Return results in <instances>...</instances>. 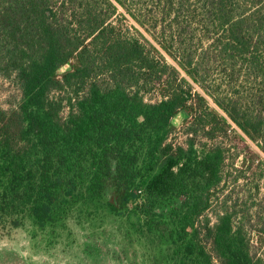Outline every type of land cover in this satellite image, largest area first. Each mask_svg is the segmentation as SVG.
Wrapping results in <instances>:
<instances>
[{"label": "trees", "instance_id": "16d2710c", "mask_svg": "<svg viewBox=\"0 0 264 264\" xmlns=\"http://www.w3.org/2000/svg\"><path fill=\"white\" fill-rule=\"evenodd\" d=\"M0 76V231L47 248L105 225L142 264H264L223 191L247 140L264 154V0H0Z\"/></svg>", "mask_w": 264, "mask_h": 264}, {"label": "rangeland", "instance_id": "374dc122", "mask_svg": "<svg viewBox=\"0 0 264 264\" xmlns=\"http://www.w3.org/2000/svg\"><path fill=\"white\" fill-rule=\"evenodd\" d=\"M122 22L130 27V30H132V25H135L128 17ZM16 93L15 87L0 76V107L8 108ZM179 117V119L173 120L176 128L170 138L176 143L184 141L182 132L184 121L180 115ZM246 143L247 146L244 150H240L233 160V164L224 168L226 176L223 191L227 194H230L231 191L232 199L238 203V208L249 206L246 214L249 219V223L246 225L247 233L252 245L257 247L258 255H261L264 232L259 229H264V154L252 142L247 140ZM236 144L237 141L232 137L226 140V145L230 147L228 161L232 159V153L237 149ZM238 173H243L244 176L234 181L233 177ZM208 213L210 219L214 221V214ZM241 218L244 219L242 216ZM70 225L74 230L75 245L70 247L59 245L49 254L36 252L22 229L11 230L7 234L3 233L4 235L2 234L0 237V264H18V258L21 255L28 257L29 264H124L122 259L117 258V253L114 250L116 247L108 239H102L98 243L90 239L87 242L86 253L82 251L79 242L85 238L84 234L74 226L73 222Z\"/></svg>", "mask_w": 264, "mask_h": 264}, {"label": "flooded vegetation", "instance_id": "af4514ba", "mask_svg": "<svg viewBox=\"0 0 264 264\" xmlns=\"http://www.w3.org/2000/svg\"><path fill=\"white\" fill-rule=\"evenodd\" d=\"M73 224L75 227H77L81 231V233L84 234L85 238H83L82 241L79 243L81 245L82 251H84L85 253L87 250L86 249L87 242H89L90 239L94 240L95 243L100 242L102 239H108L116 247V249H114V250L117 253V258L122 259L124 261V264H142L139 257L134 258V256L132 254H128L126 252V250L123 249L122 244L118 242L116 234L109 227H106L104 225V226H100L99 228L97 226H94L93 228L92 227L91 228H81L80 226H76L74 222H73ZM69 227L71 229V235H70L69 239L62 238V240L60 242L56 243L55 246L47 247V248L36 243V241L34 239H32V237L28 234V232L24 228H14L11 230L22 229L26 233V235L28 236V238H29L28 241L30 242L32 248L36 252L38 251V252H42L43 254H49L52 252V250L54 248H56L59 245H62L64 247H70V246L75 245L76 238H75V235L73 234L74 230L72 229L73 227L71 225H69ZM11 230H9V231H11ZM9 231H7V232L0 231V237L3 233L7 234V233H9ZM18 264H29L28 257L21 255V257L18 258Z\"/></svg>", "mask_w": 264, "mask_h": 264}, {"label": "water", "instance_id": "95a60500", "mask_svg": "<svg viewBox=\"0 0 264 264\" xmlns=\"http://www.w3.org/2000/svg\"><path fill=\"white\" fill-rule=\"evenodd\" d=\"M68 67H69L68 63H65L61 68H59V69L57 70V72H61V71H63L64 69H66V68H68ZM179 118H180L179 115H177V116L175 117L174 120H177V119H179Z\"/></svg>", "mask_w": 264, "mask_h": 264}]
</instances>
